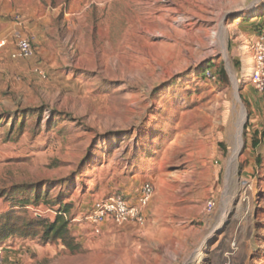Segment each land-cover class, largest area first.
<instances>
[{"label": "rangeland", "instance_id": "rangeland-1", "mask_svg": "<svg viewBox=\"0 0 264 264\" xmlns=\"http://www.w3.org/2000/svg\"><path fill=\"white\" fill-rule=\"evenodd\" d=\"M10 1L35 55L0 87V214L47 193L26 209L53 222L60 197L80 251L15 235L3 264H264V93L226 21L264 0ZM148 182L145 226L93 235L97 200Z\"/></svg>", "mask_w": 264, "mask_h": 264}, {"label": "built area", "instance_id": "built-area-1", "mask_svg": "<svg viewBox=\"0 0 264 264\" xmlns=\"http://www.w3.org/2000/svg\"><path fill=\"white\" fill-rule=\"evenodd\" d=\"M253 66L250 75V82L255 90L264 93V33L260 34L254 43L250 45ZM35 55V48L30 40L21 39L13 54L14 59H32ZM43 75V73H40ZM155 189L152 183L148 182L141 188L140 194L135 203L129 202L127 197L121 193H113L97 200L84 218L92 230L93 235L100 236L108 223L118 226L135 224L140 227L147 224L146 211L154 197ZM214 202L207 204L208 212L214 209ZM4 248L0 247V264L4 261Z\"/></svg>", "mask_w": 264, "mask_h": 264}, {"label": "trees", "instance_id": "trees-1", "mask_svg": "<svg viewBox=\"0 0 264 264\" xmlns=\"http://www.w3.org/2000/svg\"><path fill=\"white\" fill-rule=\"evenodd\" d=\"M244 21L251 22L247 19ZM249 26L254 32L262 34L264 32V16L258 15V18L251 22ZM36 113L35 115H38ZM0 118L3 117L1 116ZM22 126L23 124L21 123L20 128ZM257 145V142H253V147L257 148ZM43 198H47V193L35 195L33 202H30V199H23L17 205L18 207L0 214V244L15 235H19L22 239H35L41 234L43 241L61 239L69 251L73 253L80 251V246L75 244L74 238L70 235L69 223L64 219V214L68 213L69 209L67 205H61L60 197H57L52 205V208L60 205L58 209L59 215L53 222L41 216L35 218L28 216L26 209L29 206L28 204L39 206Z\"/></svg>", "mask_w": 264, "mask_h": 264}, {"label": "crops", "instance_id": "crops-1", "mask_svg": "<svg viewBox=\"0 0 264 264\" xmlns=\"http://www.w3.org/2000/svg\"><path fill=\"white\" fill-rule=\"evenodd\" d=\"M18 4L19 3L12 4L10 0H4L1 4L0 0V87L4 83L16 81L15 79L28 77L32 68L30 64L32 59L13 58V54L17 49L18 42L21 39H24L27 34H29L25 19L20 18V16L17 15ZM258 5V3L255 4L254 2H250L247 6L245 5V7H243L240 12L237 11L233 16H227V27L231 28L239 26L240 19H247V14L254 12L258 8ZM241 12L245 14L241 15ZM254 18H258V15ZM255 19H253L251 22H254ZM245 24L248 23L246 22ZM252 34L253 35L251 38L252 42H254L258 37V33L252 32ZM141 188L142 187H140V189L132 196V199L127 197L129 202H136ZM147 212L148 210L146 211V216L148 214ZM105 228L106 226L104 227V230Z\"/></svg>", "mask_w": 264, "mask_h": 264}, {"label": "bare ground", "instance_id": "bare-ground-1", "mask_svg": "<svg viewBox=\"0 0 264 264\" xmlns=\"http://www.w3.org/2000/svg\"><path fill=\"white\" fill-rule=\"evenodd\" d=\"M242 129V127H241ZM241 131V130H240ZM241 136L239 137V140H238V145L237 147L234 149V153H233V156L232 158L230 159L232 163H235L236 159H237V156H238V153H239V148H240V145H241ZM233 165V164H232Z\"/></svg>", "mask_w": 264, "mask_h": 264}]
</instances>
